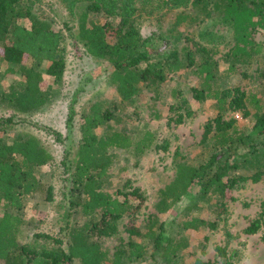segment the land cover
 <instances>
[{
    "label": "trees",
    "instance_id": "trees-1",
    "mask_svg": "<svg viewBox=\"0 0 264 264\" xmlns=\"http://www.w3.org/2000/svg\"><path fill=\"white\" fill-rule=\"evenodd\" d=\"M25 0H0V49L7 63L16 65L23 76L11 86L10 93H3L2 99L12 104L15 113L29 114L43 110L51 100V94L43 89L44 72L39 68L47 62L46 74L62 80L66 69V57L62 46L64 33L55 30L50 22L32 13ZM77 5L79 24L73 38L83 44L87 53L95 59L107 62L108 79L115 85L122 101L134 100L141 90V84L148 80L165 82L171 75L196 66L203 79L202 88L206 98L218 103V114L204 126L203 142L209 152L198 165L179 163L174 178L159 189L155 204L157 213L176 211L169 220H160L157 215L148 218L145 232L138 227L129 228L130 234H140L144 240H129L116 245L111 252L100 243L92 241L90 235L111 236L118 232L117 221L133 213L135 205L125 194L124 199L114 197L105 191L100 178L112 165L110 148H128L133 140L123 131L107 127L99 135L96 129L106 125L112 118L108 109L94 104L92 112L85 116L81 126V139L73 160L71 172L73 187L84 194L82 212L90 216L83 225L73 226L70 214L64 215L60 235L45 232L35 234L42 240L40 247L22 242L24 230L29 224L24 213L25 199L36 192L45 193L47 200L53 199V186L45 184L37 171L50 163L54 156L34 134L15 135L9 133V126L16 117H0V262L3 264H128L133 260H144L150 254L153 263L160 264H219L197 258L192 262L182 261L179 253L182 244L171 236V227L199 230L207 225L203 217L190 214L198 208L199 201L212 197L223 203L229 191L247 180L258 182L264 178V111L255 94L240 87L233 89L213 88L221 74L218 60L211 55L205 44H229L226 60L229 70L235 71L239 61L249 64L260 52V45L254 33L264 30V0H73ZM139 4V6H138ZM143 4L154 6L160 11H175V26L197 20L187 11L189 7L206 10L205 26L200 32V42L193 40L189 46H178L154 31L144 36L138 26L143 14ZM98 6H109L119 17L120 25L99 23L90 18ZM155 11V10H154ZM29 18L30 25L20 20ZM160 20V18H159ZM217 25L226 29L220 32ZM71 27H69V30ZM200 58L197 59V56ZM32 58L31 66L25 63ZM215 83H214V82ZM234 93H231V92ZM229 99V100H228ZM256 104V121L252 131L239 128L235 117L228 118L227 111L242 110L244 117L250 115L249 104ZM191 115V110H186ZM75 115L71 107L68 123ZM185 114H179L176 122L183 123ZM56 133L57 139L62 135ZM154 135L147 131L136 143L139 154L153 143ZM66 171H71L69 151L66 152ZM68 160V162H66ZM242 167L254 170L250 176L238 174ZM131 193V194H135ZM137 193V192H136ZM185 198L192 201L183 205ZM73 204V202H72ZM138 210V209H137ZM102 214L101 220L94 215ZM185 216L184 218L177 217ZM264 230V210L245 228L249 234ZM149 244H152L151 250ZM151 251V252H150ZM218 256L225 264H235L227 256L224 246L217 247Z\"/></svg>",
    "mask_w": 264,
    "mask_h": 264
},
{
    "label": "rangeland",
    "instance_id": "rangeland-1",
    "mask_svg": "<svg viewBox=\"0 0 264 264\" xmlns=\"http://www.w3.org/2000/svg\"><path fill=\"white\" fill-rule=\"evenodd\" d=\"M22 5L30 7L35 16L50 22L55 30L64 33L62 46L67 61L62 80L46 74L47 62L40 65L39 69L45 77L41 85L51 94L48 105L41 111L29 114L15 113L12 104L2 97L4 92L10 93L11 86L22 80L23 76L13 71L16 65L7 63L0 49V117L14 115L16 122L9 126L10 135L34 134L54 156L50 163L37 171L45 184L53 186V199L47 200L42 192L26 197L22 213L29 224L24 230L22 242L40 247L42 240L35 237L38 232L61 237L60 228L64 225L66 213L70 214L69 222L73 226L89 221L90 216L82 212L84 194L73 187L70 173L75 167L73 160L82 136L81 126L94 104L108 109L112 116L106 125L96 129L99 135L104 134L107 127H112L123 131L133 140L128 148L109 149L112 165L107 174L100 178L101 186L114 197L123 200L125 194H129L136 206L141 204L136 207L138 210L117 221L116 234L105 236L92 233L90 238L111 252L116 245L126 244L131 239L144 240L140 234L131 235L129 228L138 227L145 232L150 216L157 215L160 220H169L176 215V211L157 213L155 204L159 199L158 191L174 178L179 163L198 165L209 155L203 142L204 126L218 114V103L214 98L205 97L203 79L198 75L196 66L171 75L165 82H143L134 100L122 101L116 86L108 79L107 62L90 56L85 46L73 38L79 24L78 7L73 0H25ZM154 6L143 4L144 9L152 14L138 12L143 14L138 26L144 36L157 31L178 48L191 45L193 40L201 41L200 32L205 26L203 20L208 15L210 5L206 10L189 7L187 11L197 20L187 21L178 27L175 26L176 14L183 9L159 12ZM108 8L96 7L90 18L99 23L119 26V17ZM20 21L28 26L31 23L29 18ZM216 28L220 32L226 29L223 25ZM254 37L260 45V52L253 56L249 64L239 61L235 71L229 70L230 63L226 60L229 44L205 45L219 63L221 78L217 80V85L213 84V88L226 90L240 87L245 92L255 94L264 111V30H257ZM199 58L200 55L197 56ZM32 62V58L26 57L28 66ZM72 106L75 115L69 124ZM255 106L254 102L249 104L248 117L243 116L242 110L227 111L225 115L230 118L235 117L236 113L240 114V118L235 117L239 128L251 132L256 121ZM188 109L191 110L190 116L186 115ZM179 114H185L183 123L176 122ZM147 131L154 135V141L145 152L139 154L136 143ZM54 132L60 133L62 139L58 140ZM261 138L264 139V136ZM67 151L71 171H66ZM253 170L242 167L237 173L250 176ZM134 190H137L135 194H131ZM189 203L192 201L185 198L183 205ZM262 210L264 178L258 182L247 180L240 183L228 192L223 203L215 197L199 201L198 208L190 211V214L203 217L207 222L205 227L199 230H184L177 225L171 227L173 240L182 244L179 256L187 263L200 258L225 264V259L220 258L217 251L218 246H224L227 256L235 264H264V230L254 234L245 232V228ZM177 217L180 220L185 216ZM94 218L101 220L102 214L99 212ZM151 248L152 244H149ZM72 264L80 263L74 260ZM128 264L160 263H153L148 254L144 260H133Z\"/></svg>",
    "mask_w": 264,
    "mask_h": 264
},
{
    "label": "built area",
    "instance_id": "built-area-1",
    "mask_svg": "<svg viewBox=\"0 0 264 264\" xmlns=\"http://www.w3.org/2000/svg\"><path fill=\"white\" fill-rule=\"evenodd\" d=\"M235 117L240 118V114L236 113Z\"/></svg>",
    "mask_w": 264,
    "mask_h": 264
}]
</instances>
